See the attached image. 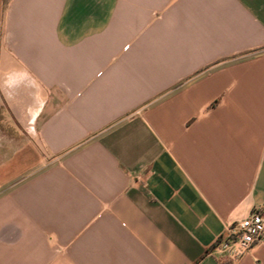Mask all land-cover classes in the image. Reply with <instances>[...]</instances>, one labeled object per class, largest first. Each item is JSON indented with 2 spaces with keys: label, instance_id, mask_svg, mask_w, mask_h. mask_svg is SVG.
<instances>
[{
  "label": "crops",
  "instance_id": "1",
  "mask_svg": "<svg viewBox=\"0 0 264 264\" xmlns=\"http://www.w3.org/2000/svg\"><path fill=\"white\" fill-rule=\"evenodd\" d=\"M256 212L264 0H0V264H264Z\"/></svg>",
  "mask_w": 264,
  "mask_h": 264
},
{
  "label": "built area",
  "instance_id": "2",
  "mask_svg": "<svg viewBox=\"0 0 264 264\" xmlns=\"http://www.w3.org/2000/svg\"><path fill=\"white\" fill-rule=\"evenodd\" d=\"M264 243V213L256 212L247 219L228 226L214 248L232 263L239 261L256 244Z\"/></svg>",
  "mask_w": 264,
  "mask_h": 264
}]
</instances>
